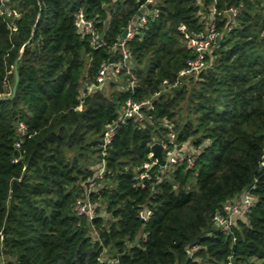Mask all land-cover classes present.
Masks as SVG:
<instances>
[{"label":"trees","instance_id":"trees-1","mask_svg":"<svg viewBox=\"0 0 264 264\" xmlns=\"http://www.w3.org/2000/svg\"><path fill=\"white\" fill-rule=\"evenodd\" d=\"M214 2L157 0L160 15L127 44L138 85L122 72L89 91L140 2L0 1V264L264 261V0H217L220 39L205 67L163 86L194 56L180 25L206 31ZM81 8L101 20L104 46L78 30ZM131 97L153 108L121 123ZM171 131L192 166L150 156ZM252 186L251 213L222 230L217 215ZM81 196L93 218L76 210Z\"/></svg>","mask_w":264,"mask_h":264},{"label":"built area","instance_id":"built-area-1","mask_svg":"<svg viewBox=\"0 0 264 264\" xmlns=\"http://www.w3.org/2000/svg\"><path fill=\"white\" fill-rule=\"evenodd\" d=\"M1 3H5L6 0H0ZM140 2L139 12L137 16L129 22L124 32L126 34H122L119 41H117L111 49L115 52H118V57L116 54L113 61L110 59L104 63H102L98 74H97V83L92 84L89 88V91L94 87H98L103 84L110 75L114 77L119 76L120 73L124 72L128 76V87L131 89H135L138 85V78L134 72V62L133 56L129 51L127 44L133 39L137 34L141 33L143 30L147 28V24L150 18H156L160 15V11L156 7L157 0H138ZM217 0H215L213 5V11L211 13L210 18H208V27L206 31H202L200 33L194 34L187 31V27L185 24L180 25V29L184 31V35L186 38L187 47L194 53L193 57H190L186 65L179 71V74L174 82L169 79L163 80L164 89H168L173 86H177L180 83V80L184 76H189L194 73H198L201 71L206 65V54L208 50L213 46L215 42L220 39V31L218 30L216 23V16L222 14L221 11H218L215 7ZM233 23L236 21V16L240 12L239 6H232L228 9ZM17 15L19 13L15 12ZM101 20L97 19V17H90L83 8L79 9L75 13V23L80 32L84 35H89L91 37V42L93 47L99 48L104 46L106 43L103 39L104 31H100L97 27L98 23ZM233 23L229 25L228 30H230L233 26ZM156 94H159L156 93ZM146 106H150L153 108L152 99H142L136 100L134 98H129L127 104L124 106L123 116L120 120L121 123H124L128 117L137 116L140 119L143 117V108ZM166 124L170 123L167 121ZM171 126V125H170ZM116 128V123H110L108 125V130L104 137L105 145L111 141L114 131ZM170 140L169 142L162 143L163 145V155L166 163H176L182 157H186L188 164L192 166L196 161V154L185 149L181 144L175 141V133L171 131L169 133ZM153 145V144H152ZM103 154H106L104 150ZM150 156H155L153 151L150 153ZM159 162V161H158ZM164 164V165H165ZM106 161L103 159L102 166L97 170V175L99 178H103L106 171ZM149 163L145 165L146 170L141 173V178L150 177L149 173ZM93 183H91V186ZM252 187L247 188L242 197L238 201L228 202L224 207V211L217 215V223L220 228L224 231H231L236 225L240 218H246L252 211L255 202L256 196L252 190ZM76 210L79 213H85L89 217L93 218L96 215V209L94 204L90 200L89 197H79L76 200ZM145 215V214H144ZM150 212H148L145 217L149 218ZM115 259H108L106 264H114ZM229 264H236L233 260L230 261ZM242 264V263H241Z\"/></svg>","mask_w":264,"mask_h":264},{"label":"water","instance_id":"water-1","mask_svg":"<svg viewBox=\"0 0 264 264\" xmlns=\"http://www.w3.org/2000/svg\"><path fill=\"white\" fill-rule=\"evenodd\" d=\"M125 34H126V31L124 32V35ZM114 58H115V56H112L110 61H113ZM18 81H19V74L16 73V83L14 85V92L16 90ZM152 151H153L154 155L157 157L159 163L164 165L166 163V160L164 159V155H163V145H162V143H160V142L153 143Z\"/></svg>","mask_w":264,"mask_h":264},{"label":"rangeland","instance_id":"rangeland-1","mask_svg":"<svg viewBox=\"0 0 264 264\" xmlns=\"http://www.w3.org/2000/svg\"><path fill=\"white\" fill-rule=\"evenodd\" d=\"M251 261L254 262L255 264H264V261H258L256 259H252ZM245 264H250V263L248 262V263H245Z\"/></svg>","mask_w":264,"mask_h":264}]
</instances>
